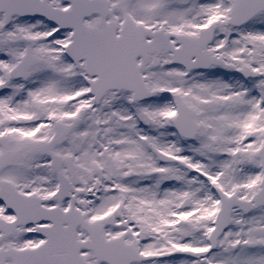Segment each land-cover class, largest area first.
<instances>
[{
  "label": "snow or ice",
  "instance_id": "6c2138e0",
  "mask_svg": "<svg viewBox=\"0 0 264 264\" xmlns=\"http://www.w3.org/2000/svg\"><path fill=\"white\" fill-rule=\"evenodd\" d=\"M0 264H264V0H0Z\"/></svg>",
  "mask_w": 264,
  "mask_h": 264
}]
</instances>
